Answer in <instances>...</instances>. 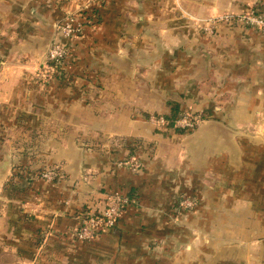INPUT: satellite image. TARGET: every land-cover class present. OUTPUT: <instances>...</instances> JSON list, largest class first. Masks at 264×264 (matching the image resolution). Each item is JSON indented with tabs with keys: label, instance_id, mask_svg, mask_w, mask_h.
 <instances>
[{
	"label": "crops",
	"instance_id": "crops-1",
	"mask_svg": "<svg viewBox=\"0 0 264 264\" xmlns=\"http://www.w3.org/2000/svg\"><path fill=\"white\" fill-rule=\"evenodd\" d=\"M82 5L0 0V263L264 264V32L203 31L264 0L97 2L67 43L66 74L44 78L51 28ZM171 103L211 116L191 133L156 129L148 117ZM23 155L55 164L54 178L18 182ZM128 156L139 172L117 165ZM112 193L135 203L75 240L79 217Z\"/></svg>",
	"mask_w": 264,
	"mask_h": 264
},
{
	"label": "built area",
	"instance_id": "built-area-1",
	"mask_svg": "<svg viewBox=\"0 0 264 264\" xmlns=\"http://www.w3.org/2000/svg\"><path fill=\"white\" fill-rule=\"evenodd\" d=\"M231 20L230 22H237L241 26L249 27L255 30L264 32V9H250L243 14H230L225 18L218 20ZM216 20V19H215ZM213 19V23L215 21ZM83 29V22L79 21L73 14H67L62 21L57 25V32L62 39H69L79 35ZM69 56V48L64 43L56 42L55 40L49 46L45 55V64L50 67L46 69L53 70V66L49 65L54 63L62 65ZM148 121L157 127H166V120L162 114L150 115ZM198 119L189 114H182L174 122V128L180 130H192L197 123ZM118 166H124L132 172H139L141 169L140 162L133 156L123 158L117 163ZM55 176L54 169L46 170L41 174V177L46 180H51ZM104 206L100 210L88 211L82 214L77 222V225L72 229V236L79 242H88L93 240L96 235L105 229L111 228L115 225L120 212L126 206L135 203V198L129 195L120 193H112L107 195L104 200ZM180 205L191 208L193 201L187 198L181 200Z\"/></svg>",
	"mask_w": 264,
	"mask_h": 264
},
{
	"label": "rangeland",
	"instance_id": "rangeland-1",
	"mask_svg": "<svg viewBox=\"0 0 264 264\" xmlns=\"http://www.w3.org/2000/svg\"><path fill=\"white\" fill-rule=\"evenodd\" d=\"M78 3H80L82 6H81V9H80V12H79V17H77L76 15H74V16H76L77 17V19L79 20V21H82L81 20V16L83 15V12H86V13H91L92 11H93V9H96V7H95V4L97 3V2H102L103 0H76ZM250 9H252L251 7H248V8H244V9H241L238 13H236V14H243L244 12H247V11H249ZM71 14V13H70ZM97 14H91V15H89L91 18H93L92 19V21H95L96 20V16ZM227 15H230V14H222V15H219L218 17H215L214 18V23H213V18L212 19H209V20H207L206 22H204L205 24H204V26H203V31L205 32V33H207V34H210V35H212V33L213 32H215L214 30L216 29V27L217 26H215V24L217 25L218 23H220V22H224V23H235V22H230L231 20H224V19H222V20H218L219 18H225ZM236 24H239V23H237L236 22ZM240 25V24H239ZM58 33V32H57ZM82 33V32H81ZM81 33L79 34V35H81ZM59 35V34H58ZM79 35H77V36H79ZM214 35V34H213ZM67 40H69V39H67ZM69 54H70V49H69ZM67 60V59H66ZM47 68H50V67H48L46 64H45V62L41 65V68H38L37 69V71H39V69H40V71L41 72H43V74H45V76H44V78H46V75L48 74L47 72H45L46 71V69ZM50 70V69H49ZM54 70V69H53ZM52 71V70H51ZM182 114H189L190 116H192V117H196L197 119H198V121H197V123H196V126L203 120V119H207V118H203V117H201V113H197V112H194V111H188V110H184V111H182L181 112V114H179V116H178V118L182 115ZM154 115H157V114H154ZM210 118V117H209ZM152 126H154L156 129H158V130H166V128H164V127H157V126H155V125H152ZM196 126L192 129V130H185V133H191L195 128H196ZM169 130H173V129H169ZM31 131H26L25 132V134H29L28 135V137H27V142H30V143H32L33 142V140L32 139H30V138H32V136H31V133H30ZM43 148H46V145H45V143L43 144H41V149H39V150H43ZM40 152V151H39ZM41 157H39L38 156V159H40ZM44 158H46V157H44ZM44 158H42V159H44ZM22 159V160H21ZM19 158V161L20 162H18L17 164L19 165V166H16L15 168L13 167L12 168V177H14V178H17V180H18V182H19V178H18V176L20 175V174H25V176H27V177H29L30 175H31V177H36L39 173H40V170H44V171H46L47 169H49L51 166H53V165H55V164H50V163H45V162H43V160H42V162H43V164L39 167V168H35V165H36V162H35V160H34V158H32V157H30L29 155L27 156V158H26V156L25 155H23L22 156V158ZM18 160V159H17ZM14 165H16V164H14ZM27 170L29 171L28 173H27ZM20 172V174L19 175H17V173H15V172ZM15 173V174H14ZM30 174V175H29ZM24 176V175H23ZM8 184V183H7ZM21 183H19V185H20ZM185 198V197H184ZM194 204V203H193ZM193 207V206H192ZM191 207V208H192ZM185 208H189L188 206H185L184 207V209ZM187 209H185V210H187ZM211 224L213 225V221L211 222ZM207 227H209V224L207 225ZM7 255V254H6ZM9 256V258H7V259H5V260H8L7 262L8 263H5V261L3 260V262L1 261V263L0 264H18L17 263V261H16V254L15 253H11V254H8ZM2 259H4L3 257H2ZM14 260V261H13ZM14 262V263H13Z\"/></svg>",
	"mask_w": 264,
	"mask_h": 264
},
{
	"label": "trees",
	"instance_id": "trees-1",
	"mask_svg": "<svg viewBox=\"0 0 264 264\" xmlns=\"http://www.w3.org/2000/svg\"><path fill=\"white\" fill-rule=\"evenodd\" d=\"M96 14L95 12H94V9H93V11L89 14V13H86V12H83V15L81 16V20H83V24H85V23H87V24H89L90 22L89 21H91V22H93L92 21V19L93 18H91L89 15H91V14ZM94 20V19H93ZM72 38H69V40H71ZM69 40H65V39H62L60 36L59 37H57L56 39H55V41L57 42H60V43H64L65 45H67L68 46V41ZM69 48V47H68ZM65 63H68L67 62V60L65 59V61H64V63L60 66V65H57V64H54V63H50L49 65H52L53 66V69H54V73H55V75H56V78H57V73H61V75L62 74H66V72L63 70L64 68H63V65L65 64ZM61 77H63V76H61ZM181 110H179V108H178V105L177 104H175V103H171L170 104V107H169V110H168V112L167 113H165V114H163V117L165 118V120H166V131H169V129H173L174 131H177V132H179V133H182V132H185V130H180V129H176V128H174V122L176 121V119L178 118V116H179V114H181ZM201 117H203V118H209L211 115H209V113H207V112H201ZM16 166H19L18 164H16V165H14V168L16 167ZM29 171L27 170V173H28ZM44 172V170L42 169V170H40V173L36 176V177H40V178H42L41 177V174ZM15 173H17V175H19L20 174V172L18 171V172H15ZM14 173V174H15ZM25 175V174H24ZM20 176H21V178H23V175L22 174H20ZM19 177V176H18ZM8 185H9V183H8ZM129 196L130 197H134L135 196V194L133 193V194H129Z\"/></svg>",
	"mask_w": 264,
	"mask_h": 264
},
{
	"label": "water",
	"instance_id": "water-1",
	"mask_svg": "<svg viewBox=\"0 0 264 264\" xmlns=\"http://www.w3.org/2000/svg\"><path fill=\"white\" fill-rule=\"evenodd\" d=\"M55 32H56V26L54 25V27L51 28V33L47 39L46 42V51L48 50L49 46L51 45V43L54 41V36H55Z\"/></svg>",
	"mask_w": 264,
	"mask_h": 264
}]
</instances>
